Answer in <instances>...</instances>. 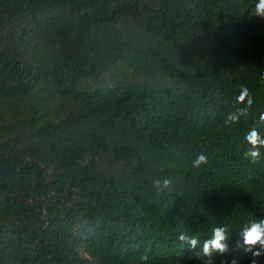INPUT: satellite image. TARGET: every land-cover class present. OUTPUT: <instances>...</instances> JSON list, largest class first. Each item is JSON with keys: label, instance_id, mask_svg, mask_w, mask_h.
Masks as SVG:
<instances>
[{"label": "trees", "instance_id": "obj_1", "mask_svg": "<svg viewBox=\"0 0 264 264\" xmlns=\"http://www.w3.org/2000/svg\"><path fill=\"white\" fill-rule=\"evenodd\" d=\"M255 3L0 0V264H202L178 235L224 225L213 264H264L236 248L264 218V150L244 158L264 112ZM242 85L254 103L229 126Z\"/></svg>", "mask_w": 264, "mask_h": 264}, {"label": "clouds", "instance_id": "obj_2", "mask_svg": "<svg viewBox=\"0 0 264 264\" xmlns=\"http://www.w3.org/2000/svg\"><path fill=\"white\" fill-rule=\"evenodd\" d=\"M249 18L264 19V0H256L254 7L249 13ZM264 81V77H262ZM235 111L229 113L226 118V124L238 125L241 118H247L250 115L254 99L247 86H241L239 95L235 98ZM261 129H264V112H260L258 119L253 123V126L244 136V140L248 145L247 151L244 153V158L250 164L255 165L260 163L262 159V150H264V134ZM209 164V158L206 154L201 153L192 162L194 168H201ZM153 186L157 193H162L165 190H171L172 180L169 178H157L153 181ZM230 229L227 225L216 226L211 229V235L201 242L195 236H189L181 232L177 239L191 250L201 249V253H197L198 258L202 260V264H213L212 257L215 253L224 254L229 251ZM240 237L236 242V248L243 250L245 253H251L254 257L264 255V218L258 217L252 219L245 224L238 232ZM207 258V259H204ZM145 262L147 256L142 258ZM232 264H236L233 260Z\"/></svg>", "mask_w": 264, "mask_h": 264}]
</instances>
